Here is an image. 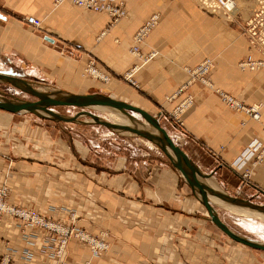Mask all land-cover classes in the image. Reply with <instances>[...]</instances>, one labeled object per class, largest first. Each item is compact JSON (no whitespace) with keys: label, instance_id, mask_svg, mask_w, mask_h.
<instances>
[{"label":"crops","instance_id":"crops-1","mask_svg":"<svg viewBox=\"0 0 264 264\" xmlns=\"http://www.w3.org/2000/svg\"><path fill=\"white\" fill-rule=\"evenodd\" d=\"M241 1L232 17L213 0H112L122 4L124 16L110 25L106 13L68 0H0V70L71 94L105 90L153 111L199 169L213 171L229 194L255 201L264 198V150L241 169L233 164L250 141H264V65L238 66L248 54L242 28L255 0ZM153 15L156 24L134 43ZM206 58L213 61L207 82L191 79L190 69ZM90 59L108 75L106 84L82 75ZM221 92L245 108L257 106L259 118L227 105ZM183 102L188 105L176 125L171 113ZM22 114L0 109L5 201L64 223L72 213L74 227L106 232L108 247L92 256L69 237L56 258L49 254L51 236L28 227L32 236L25 240L19 222L2 216L0 256L9 255L11 264H21L24 248L31 253L28 264H264L263 253L237 245L210 224L206 208L171 165L143 154L99 160L77 141L70 150L54 124Z\"/></svg>","mask_w":264,"mask_h":264},{"label":"built area","instance_id":"built-area-1","mask_svg":"<svg viewBox=\"0 0 264 264\" xmlns=\"http://www.w3.org/2000/svg\"><path fill=\"white\" fill-rule=\"evenodd\" d=\"M73 6L87 11L96 13H106L109 18V24H113L120 17L124 16V9L121 3H113L112 0H68ZM215 4L221 9H228L232 0H213ZM229 5V6H228ZM250 17L246 21L243 35L247 41L248 54L238 62L241 69L256 70L264 65V0H255L252 7ZM157 16L153 15L148 21L136 31L133 35L134 43H138L143 37L149 33L157 22ZM32 27H38L39 21L35 18L28 17L25 19ZM132 52H136L137 48L134 45L131 47ZM258 54V57L254 55ZM86 65L88 69L85 71L91 76H98L102 81L108 80V75L101 72L93 60H89ZM213 68V61L210 58L202 60L197 66L190 69L191 79H197L202 82H207V75ZM126 78L129 76L126 74ZM131 81V80H130ZM221 96L225 103L237 110H243L248 113L252 118H259V109L257 106L245 108L239 102L235 101L228 94L221 92ZM188 102H183L177 106L171 113L172 117L180 123V114L185 110ZM181 124V123H180ZM264 129V127H263ZM264 150V141L253 139L246 146V148L235 159L233 164L241 169L243 165L250 159L260 158L261 152ZM243 178H247V173L242 174ZM245 180V179H244ZM6 188L0 187V217L8 216L19 222L22 229L23 238L27 240L32 235L25 232L28 227H35L45 231L47 236L53 239V245L50 247L49 254L53 257L60 258L63 255L65 244L69 237L76 239L82 245L86 246L92 256L104 253L107 249L108 242L105 240L106 232H100L97 235L87 233L80 228L73 226L74 216L71 214L68 217L69 223H64L58 219L45 218L32 209L25 208L17 205H10L5 201ZM31 260V253L28 248H24L21 255V264H28ZM10 256L3 254L0 256V264H11ZM89 264V263H86Z\"/></svg>","mask_w":264,"mask_h":264},{"label":"rangeland","instance_id":"rangeland-1","mask_svg":"<svg viewBox=\"0 0 264 264\" xmlns=\"http://www.w3.org/2000/svg\"><path fill=\"white\" fill-rule=\"evenodd\" d=\"M234 1H235L234 9L232 10L231 13H228L232 17L241 9V6H242L241 3H243V1H241V0H234ZM253 5H254V2L252 4V7H253ZM251 11H252V8H251ZM250 13H252V12H250ZM246 21L244 22V25L242 28V33H243L244 28H245ZM242 59H244V57ZM86 69H88L87 65H85L83 68V73H82L83 76H89L93 79H97L100 81V83L102 85H104L108 82V80L102 81L101 79H99L98 76H91L90 74H88L85 71ZM29 82L31 83L32 86H34V88L41 90L44 93L56 92V90L66 92L64 90L58 89L56 86L51 85L49 83L39 82V81H29ZM103 92H104L103 95H105V96H107L109 94L108 91L103 90ZM0 93H2L4 97H6L8 99H12V100L13 99L14 100H25V101H35L36 100V98L34 96L15 89L14 87H12L9 83H7L5 81H0ZM66 93H68V92H66ZM109 98H111L113 100H118V101L120 100L124 103L130 104L127 100L125 101L124 99H119L116 97L112 98L110 96H109ZM132 106H134V105H132ZM135 107H138V106H135ZM138 108L145 111L146 114H149L150 116L155 117L158 120L161 127L165 129L168 136L173 140V142L176 145H178L179 148H181V146L178 143V135L172 131L169 123L167 122V120L165 118L155 114L151 110H148L145 108L142 109L141 107H138ZM109 109L110 108L107 109L106 107L105 108H101V107L96 108L95 106L84 107V108L71 107V106H55V107H52V110L54 112H56L57 114H59L63 117L73 118V120L67 121V122L55 121V120H53L51 118H47V117L41 118V117H38L37 115H35L31 112H28V111H21V112H17V113H23L22 115H25V116L31 118V120L36 121V122H40V120H43L44 122H48L50 124V126H51V124H54V127H52V128H54L55 132H57L56 130H59L63 133V138L65 139L66 143L68 144L70 150H72V142L74 143V141H77L78 143L81 144L82 152L85 151L86 153L91 154L93 157L95 155L99 158V160L100 159L105 160V159H107V157H110V156L113 157L115 155H124V154L127 155V154H129V155L136 156L138 154H143V155H148V156H146L148 158H159L163 163H166V164H169L172 166L170 160L167 158V156L165 155V153L163 152L161 147L156 142H154L148 138L138 136L132 132H127V131H123V130L108 129L102 125H98V124L94 123L93 119L89 115H86L85 113H83V112H89L90 114L96 116L97 118H99L103 121L113 123L111 118H109V114H110ZM81 111H83V112H81ZM38 113H40V112H38ZM128 114L131 115L135 120L142 122V123H146V125L148 127V123L140 115H138L136 113H131V112H128ZM44 115H46V114H44ZM171 121L176 125H178V124L180 125V123H181V122L178 123L173 117H172ZM134 126H137V125H134ZM235 168L237 169L236 166H235ZM203 172H205V171H203ZM205 173H207V172H205ZM181 178L184 180V178L182 176H181ZM207 182L214 189L219 190V191H223V192L227 193L228 195H231L226 191L224 186L219 182L216 175L213 174V177L210 178L209 180H207ZM1 187H4V186H1ZM197 194L200 195L198 191L195 192V195L197 196V198L200 201V197ZM231 196H234V195H231ZM211 197H213V196H211ZM234 197H237V195H235ZM214 198H216V197H214ZM243 199H247V198H243ZM217 200L220 202L221 206H218L215 204H212V205L217 210V214H218L219 218L223 221V223L229 229H231L236 234L241 235L245 238H248V239L253 240V241H258V242L264 243V214H257V213H253V212H252L253 213L252 214L251 212L249 213V210H247L245 208L237 210L239 208H236L234 206H229L224 202L221 203V201L219 199H217ZM251 201L254 203H258L260 205H264V198L263 197L261 199L255 200V201H253V200H251ZM200 203H201V201H200ZM205 211H207V209ZM35 212H37V211H35ZM206 214L210 220L208 211L206 212ZM45 218H48V217H45ZM210 224L213 227H215L220 234L224 235V237H226L227 239H230L231 241H234L229 236H227L224 232H222L218 227H216L211 222V220H210ZM73 226H74V222H73ZM85 232H87V231H85ZM87 233H89V232H87ZM234 242L237 243V245H239V246L246 247L247 249H251L257 253H263L264 254L263 250H258V249L243 245V244L236 242V241H234Z\"/></svg>","mask_w":264,"mask_h":264},{"label":"water","instance_id":"water-1","mask_svg":"<svg viewBox=\"0 0 264 264\" xmlns=\"http://www.w3.org/2000/svg\"><path fill=\"white\" fill-rule=\"evenodd\" d=\"M1 18V17H0ZM0 81H5L9 83L15 89L32 95L36 98L35 101H25V100H12L8 99L0 93V98H3V102L0 103V109L6 110L8 112H21L28 111L38 117H47L55 121H71L73 118L63 117L52 110L55 106H71V107H91V106H103L107 108H113L125 113L131 112L140 115L143 119L148 121L149 124L154 128L155 132H148L139 129H134L132 127L117 125L112 122L103 121L96 116L90 114L89 112H83L89 115L94 123L102 125L108 129L113 130H123L127 132H132L138 136L148 138L156 142L167 158L170 160L174 169L184 178V180L190 185V187L195 191L197 189L200 193V201L205 206L209 213L211 222L218 227L227 236L236 242L243 245L264 251V244L250 240L241 235L236 234L231 229H229L223 221L219 218L217 210L207 199V195H212L229 206L248 208L255 210L264 214V205L254 203L251 200L243 199L240 197H234L228 195L227 193L219 190L212 189L208 186L205 181L213 177L214 172L205 173L199 169L191 159L183 152L178 145H176L173 140L168 136L165 130L161 127L158 120L155 117L146 114L145 111L138 107L132 106L130 104L124 103L122 101L113 100L105 95L101 94H71L65 97H49V93H44L32 86L29 81L21 79L15 72L11 70H0ZM44 114H41V113Z\"/></svg>","mask_w":264,"mask_h":264},{"label":"bare ground","instance_id":"bare-ground-1","mask_svg":"<svg viewBox=\"0 0 264 264\" xmlns=\"http://www.w3.org/2000/svg\"><path fill=\"white\" fill-rule=\"evenodd\" d=\"M229 6V5H228ZM234 6H235V1L232 0V3L231 5L228 7V9H223L225 10L227 13H231L232 10L234 9ZM31 84V83H30ZM38 90V89H37ZM41 91V90H39ZM43 92V91H41ZM49 97H52V98H55V97H65V96H68V93L66 92H62L60 90H56V92H51V94L49 93L48 94ZM3 102V98H0V103ZM96 108L98 107H101V108H105L103 106H95ZM107 108V107H106ZM108 109V108H107ZM109 118H111V120L113 121V123L117 124V125H124V126H128V127H132L134 129H139V130H143V131H148V132H155L154 128L151 126V124L148 123V121H146L148 123V127L146 125V123H142V122H139L137 120H135L131 115H129L128 113H125V112H122V111H119V110H116V109H113V108H110L109 109ZM41 113V112H40ZM43 114V113H41ZM134 125H137V126H134ZM164 129V128H163ZM165 130V129H164ZM166 132V131H165ZM167 133V132H166ZM205 183L210 186L212 189H214L211 185L208 184L207 180L205 181ZM215 183V182H214ZM216 186V185H215ZM216 190V189H215ZM198 190L195 189V192H197ZM199 192V191H198ZM200 194V193H199ZM198 195V194H197ZM200 197V195H198ZM212 195H207V199L209 200V202L211 204H215V205H218V206H221L220 205V202L213 197H211ZM211 197V198H210ZM220 200V199H219ZM221 201V200H220ZM223 201H221L222 203ZM218 203V204H217ZM236 208H239L237 210H240V209H243L241 207H236ZM247 210H249V213L253 212V213H257V214H263L261 212H258V211H255V210H251V209H248V208H245ZM248 212V211H247ZM252 213V214H253ZM255 216V215H254ZM257 216V215H256ZM260 218V217H259ZM258 242V241H256ZM261 243V242H259ZM261 244H264V243H261ZM108 247V246H107ZM106 251V250H105ZM102 254V253H101Z\"/></svg>","mask_w":264,"mask_h":264}]
</instances>
